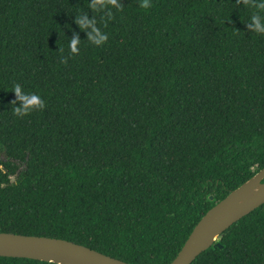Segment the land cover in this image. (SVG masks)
<instances>
[{
  "label": "trees",
  "instance_id": "trees-1",
  "mask_svg": "<svg viewBox=\"0 0 264 264\" xmlns=\"http://www.w3.org/2000/svg\"><path fill=\"white\" fill-rule=\"evenodd\" d=\"M92 2L0 0V232L170 264L264 168V34L246 27L258 0ZM16 84L45 107L15 116ZM217 243L192 264H264V204Z\"/></svg>",
  "mask_w": 264,
  "mask_h": 264
},
{
  "label": "water",
  "instance_id": "water-1",
  "mask_svg": "<svg viewBox=\"0 0 264 264\" xmlns=\"http://www.w3.org/2000/svg\"><path fill=\"white\" fill-rule=\"evenodd\" d=\"M263 204L264 168L207 211L170 264H192L210 247L221 248V235ZM0 257L52 264H129L63 239L2 232Z\"/></svg>",
  "mask_w": 264,
  "mask_h": 264
},
{
  "label": "clouds",
  "instance_id": "clouds-1",
  "mask_svg": "<svg viewBox=\"0 0 264 264\" xmlns=\"http://www.w3.org/2000/svg\"><path fill=\"white\" fill-rule=\"evenodd\" d=\"M107 2L117 10H120L121 5L118 0H107ZM245 2H247V0H245ZM98 5L100 8H103L105 6L104 0H93L91 5L92 8H97ZM139 6L143 9H148L151 7V2L150 0H140ZM252 6L258 9V11L251 16L250 23H248L246 27L249 31L257 34H264V17L260 15V11H264V0H258V2L254 3ZM75 23L82 32L86 33L87 40L92 45L100 46L106 42L108 37L96 26L97 22L95 18L90 19L88 15L84 14L75 17ZM69 41L71 51H78V45L81 40L74 37ZM13 93L16 98L13 103H15L16 106L12 109V112L17 117L23 118L31 112L42 110L45 107V102L39 95L25 92L19 84L14 85Z\"/></svg>",
  "mask_w": 264,
  "mask_h": 264
}]
</instances>
